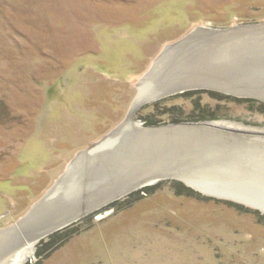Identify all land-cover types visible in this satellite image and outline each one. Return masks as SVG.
Masks as SVG:
<instances>
[{
	"label": "rangeland",
	"instance_id": "rangeland-1",
	"mask_svg": "<svg viewBox=\"0 0 264 264\" xmlns=\"http://www.w3.org/2000/svg\"><path fill=\"white\" fill-rule=\"evenodd\" d=\"M263 22L264 0H0V230L126 121L169 46L198 28ZM244 70L235 67L234 80L245 81ZM198 103L215 121L264 128L255 108L208 94L154 101L134 118L144 127L203 121ZM192 190L166 181L134 193L68 228L50 255L39 256L40 244L26 263L264 264V212Z\"/></svg>",
	"mask_w": 264,
	"mask_h": 264
},
{
	"label": "bare ground",
	"instance_id": "bare-ground-1",
	"mask_svg": "<svg viewBox=\"0 0 264 264\" xmlns=\"http://www.w3.org/2000/svg\"><path fill=\"white\" fill-rule=\"evenodd\" d=\"M165 51L139 84L141 94L126 121L82 152L25 218L0 230V264H27L46 232L126 191L170 176L193 183L206 195L264 212V128L229 121L144 127L134 118L146 103L198 88L264 101V22L198 28ZM235 67H244L245 81L234 80ZM107 214L100 213L99 219Z\"/></svg>",
	"mask_w": 264,
	"mask_h": 264
},
{
	"label": "trees",
	"instance_id": "trees-1",
	"mask_svg": "<svg viewBox=\"0 0 264 264\" xmlns=\"http://www.w3.org/2000/svg\"><path fill=\"white\" fill-rule=\"evenodd\" d=\"M194 94H208L210 95L211 98L213 99H217L219 101H236V102H239L241 104H248L249 106H251L253 109L255 108L258 112L264 114V103L258 101V100H254V99H241V98H236V97H232V96H225V95H222V94H219V93H216V92H210V91H202V90H198V91H190V92H186L184 94H181V95H178L179 97H182V98H190L191 96H193ZM158 104L155 105L156 107V110H158L157 108ZM195 107H197V110H206L207 107H202V105H200V103H198ZM178 109L176 107H171V108H167V112L164 113L169 115V114H173V112L177 111ZM204 112H208L207 115L205 116H201V117H198V120H203V121H196V122H218V121H226V120H217L215 121V119H218L219 117L217 115H213L212 113H210V111H204ZM205 120V121H204ZM207 120V121H206ZM175 122H179V121H175ZM208 122V123H209ZM231 122V121H229ZM185 123V122H183ZM187 123V122H186ZM236 123V122H235ZM146 124H149L148 120L146 122ZM153 125L154 124H158V123H152ZM178 124V123H177ZM183 184V183H182ZM160 184L158 185H155V186H152V187H149L145 190H149V189H152L154 187H157L159 186ZM184 185V184H183ZM185 187L188 189V190H192L191 188H188L186 185ZM193 191V190H192ZM90 228V227H89ZM87 228V229H89ZM67 230V229H66ZM66 230L62 231V232H59V233H56L54 234L53 236L50 237V239L48 240L47 243H41L42 245L46 244L45 247L46 249L44 250V248H41L40 247V252L39 253V256H48L50 255L51 252H53L54 250H56L57 248L61 247L63 245V243H65L68 238H70L72 236L71 235H67L65 234ZM76 234V233H75ZM46 251V252H45ZM41 253V254H40ZM43 253V254H42Z\"/></svg>",
	"mask_w": 264,
	"mask_h": 264
},
{
	"label": "water",
	"instance_id": "water-1",
	"mask_svg": "<svg viewBox=\"0 0 264 264\" xmlns=\"http://www.w3.org/2000/svg\"><path fill=\"white\" fill-rule=\"evenodd\" d=\"M197 90H211V89L198 88V89H192V90H189V91H197ZM189 91H188V90H187V91L185 90V91L180 92V93H175L173 96H176V95H179V94H184V93L189 92ZM224 94H228V93H224ZM228 95L236 96L237 98H241V99H254V100H258V101L264 102L262 99L257 98V97H251V96H239V95H236V94H228ZM137 98H138V96H137ZM137 98H136V100H137ZM136 100H135V102H136ZM159 100H161V99H159ZM159 100H158V101H159ZM135 102H134V103H135ZM134 103H133V104H134ZM147 104H148V103H146V104H144V105H147ZM144 105H142L141 107H143ZM132 106H133V105H132ZM141 107L137 108V111H138ZM130 112H131V110H130ZM130 112H129V113H130ZM128 115H129V114H128ZM200 163H201V162H200ZM185 166L188 167V165H185ZM195 166H197V164H195ZM190 167H191V166H190ZM182 168H183V167H182ZM184 168H186V167H184ZM184 168H183V169H184ZM196 169H198V168H196ZM196 169H192V172L195 171ZM196 171H197V170H196ZM193 173H195V172H193ZM199 174H200V175H205L202 171H200ZM166 181H178V182H181V183H183V184H185V185L188 184V185H186V186H187L188 188H191V189L194 190L193 183L185 182V181H183V179H181V178H177L176 176H173V177L170 176V177H168L167 179H162V178H160L159 180H157V181H156L154 184H152V185L144 184V185L140 186V187L137 188V189L130 190V191H126V192H124L123 194H121V195H119V196H117V197H113V198H111V199L105 201V202H104L103 204H101L100 206H98V207L92 209L91 211L87 212V214L78 215V216L74 217L73 219L66 220V221H64V223H63L60 227H58V228H56V229H54V230H51V231L46 232L45 235H43V236H42V237L36 242V244H35V253H34V254L37 255L36 252L38 251V248H39L40 244H41L42 242H44L47 238L53 236L54 234L59 233V232H62V231H64V230H66V229H68V228H70V227L76 225L77 223H79L80 221H82L84 218H86V217H88V216L99 215L100 213H106L107 211H110V210H111L110 206L114 205L115 203H118V202L121 201L122 199L127 198V197L131 196L132 194L137 193V192H139V191H141V190H145V189H147V188H149V187H152V186L158 185V184H160V183H162V182H166ZM191 186H192V187H191Z\"/></svg>",
	"mask_w": 264,
	"mask_h": 264
},
{
	"label": "flooded vegetation",
	"instance_id": "flooded-vegetation-1",
	"mask_svg": "<svg viewBox=\"0 0 264 264\" xmlns=\"http://www.w3.org/2000/svg\"><path fill=\"white\" fill-rule=\"evenodd\" d=\"M113 207H117V204H115Z\"/></svg>",
	"mask_w": 264,
	"mask_h": 264
}]
</instances>
